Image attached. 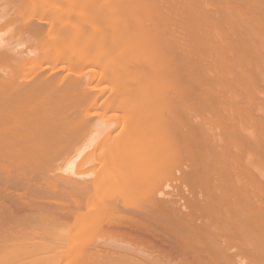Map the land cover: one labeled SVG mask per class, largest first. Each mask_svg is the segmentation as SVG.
<instances>
[{"label": "bare ground", "instance_id": "obj_1", "mask_svg": "<svg viewBox=\"0 0 264 264\" xmlns=\"http://www.w3.org/2000/svg\"><path fill=\"white\" fill-rule=\"evenodd\" d=\"M3 1L5 2V0ZM80 1L82 5L84 4V8H82ZM89 1L6 0L2 4L3 6L0 4V264H16L19 261V264H61L65 258L74 254L80 256V258L77 256L80 259L77 264H264V182L260 181L259 178L257 180L256 175L249 173L250 170L247 171V167L253 166H248L250 162L258 161V159L261 161L262 157H259L264 155V116L262 115V118L261 113L258 115L259 117L257 114L252 116V113L256 111L253 108L256 107V104L260 105L262 102L255 100L254 103L252 100L255 98L249 99L250 96H248L257 93L256 87L264 90V86L261 85L264 77L260 81L256 78L264 74L261 73L264 69L259 67L261 63L256 67L257 62H260L259 58L263 59L264 51H261L262 53L258 52L256 49V47L259 48L257 44L254 43L255 47L252 42L250 43V40L254 42L260 38L259 36L264 39V35L259 34L258 36V31H263L258 28L262 23L258 20L259 25H256L258 23L255 20L250 23L251 20L249 21L250 17L248 15L245 16L246 18L239 20L238 17L244 16L246 11H237L236 9H239L238 5H235L234 9L232 5L227 6L229 3L227 4L224 0L227 9L222 12L225 14L230 11V13L234 12V15L232 14L234 20H232V17L229 18L230 15L224 14L222 18L213 16L215 18L213 21L218 22L217 19L221 18L223 20L227 17V20L223 21L224 24L228 23L227 26L229 25L231 28L228 27L231 33L226 37L223 30L224 36L215 34L219 36L220 40L226 38L230 41L233 40V43L218 46L220 43L218 40L219 43L213 41V38L210 39L212 37L211 33H207L208 36H211L210 38L207 39L206 37V32H211V28L210 31L208 29V31L203 32L202 26L199 27L201 24H198L197 20L194 22L197 16L204 15L208 17L213 12V7L210 10L199 6L202 5L200 0H191V3H189V0V4H187L190 5L193 2L196 7L202 9L196 8L193 4L191 5V7H195L192 9L195 11L194 13L199 12L200 14L190 13L191 10H189V18H193L194 23L190 20L191 25L189 19H186L189 23L188 26L193 27L191 29L190 26V33L188 31L191 39L185 36L186 32H183L185 33L184 36L181 35L184 41L185 37L190 41L198 39V37L201 39L200 34L205 33L206 35L204 34L205 36L203 35L201 40L204 42L208 40V43L211 40V42H215L209 43L212 49H210L211 46L205 44L209 50H214L215 53L220 52L221 55L224 53L225 56H222L226 59L232 56V63L227 61L226 66H229L230 74L231 69L234 68L231 76L235 75L233 78H236L237 75L235 86H242L244 90L241 94L242 90L237 91L236 87V93L235 90L233 93L237 94L239 92L241 96H247L248 98H246L250 102L244 101L245 97L242 100V97L237 94L236 96L241 97V100L246 103L242 102V104L239 101L240 98L235 100L232 98L233 95L228 96L223 93L226 100L230 97L231 100L220 101V103H228L230 100L228 104L224 103L227 108L229 106V111L222 109V112H220V109L218 110L216 107L220 104L221 93H226V90L230 91L234 86V79H232L233 82H230L231 76H229L231 78L223 79L226 73L222 74V70L225 68L221 70V67H225L223 65L225 62L221 59L222 56L219 54L220 60L217 61H220L218 63L219 67L216 63V66L214 65L215 56H217L215 54L213 57L215 61L210 56L212 58L211 62L214 61L211 63L212 65L205 63L209 58L204 56L208 55V52H206L208 50L201 44L203 48L201 47L198 51L206 50L202 52L203 58L201 59H207L205 62L202 61L205 64L198 62L201 60L192 58L190 54L195 55V49L191 52L188 51L189 55L187 52V54L184 53L186 57H181L182 59L173 56L169 52L173 51L172 53L177 54V45L180 47L178 40L181 41L179 34L182 32L177 30L179 31L177 34L179 36L176 35L178 39L175 37L176 32L174 31L176 30L172 31V29L177 28L178 23L176 21L178 19L184 22L183 19L187 18L185 17L188 16L187 7L184 9L185 11L183 10L185 13L182 11L184 14L179 15L178 10L176 11L177 14L174 12L177 17H183L181 19L175 18V15L171 14L173 10L169 5L168 12L166 10L168 7L164 6V9L160 3L154 6L151 5L153 9L158 10L157 12L156 10L151 12L150 5V9L146 5L142 7L145 3V0L144 2L142 0L143 4L139 5L138 3L139 6L142 5L140 9L135 10L134 15L130 13L133 16L130 17L129 15L128 17L125 8L126 12L116 10L117 13H120L118 15L116 12L114 14L110 11V8L115 6L113 4L111 5L113 7L108 6L113 0L106 1L108 5L105 1L100 2L102 0H94L95 3L92 2L93 0ZM117 1L121 4L123 1L130 2L128 0ZM164 1L166 2V0ZM178 1L176 0V2ZM215 1L216 4L223 3L221 7L224 6V1H221V3L219 0ZM246 1L241 0V3L245 5ZM253 1L257 4L253 5ZM253 1H249L250 3L247 1V3L249 6L252 3L249 8L254 11V15L256 12L259 13L258 16L256 15L258 18L262 12V10L257 11V6L260 5L261 0ZM88 2L92 3V6L89 4L88 7ZM132 2L135 6L136 2L134 3L133 0ZM154 2L156 1L154 0L152 3ZM207 2L214 3V0H211V2L208 0ZM243 4L241 7H248L247 4L246 6ZM101 5H104L102 9ZM210 5L214 6L215 4ZM231 6L233 8L229 9ZM260 6H262L260 8L264 7L263 5ZM23 7H26V9ZM104 7L106 8L103 9ZM220 9L215 8V10H218L216 12L219 16H223L220 14ZM131 10L128 11V14ZM164 10H166V13H164ZM205 10H208V12H205ZM235 11L239 15L236 16L237 18L235 17ZM167 13L171 14L168 18L171 17L170 19L174 21L172 20L173 23L169 26L170 20L167 19L169 24L165 22L166 25L170 28L174 25L175 28H167L163 23L162 28L164 30H162L163 33L165 32L164 34H162L160 28L158 29L160 31L155 28V33L152 32L153 27H151L152 30H147L149 26L145 27V30L144 26L148 25L145 22L148 23L149 21V24L150 22L152 24L156 22L155 20H159L157 19L158 16L165 18ZM152 14L157 17L153 18ZM254 15L252 13L253 17ZM210 16L212 17V15ZM228 19L231 22H228ZM247 19L248 21H246ZM221 21L215 23V26L219 25ZM241 21L245 23L248 31L254 30V33L249 32L248 35V32L244 31L243 28V31H240L242 29L236 30V28L243 27ZM260 21L264 24V18ZM142 23L145 25H141ZM254 23L257 27L252 26ZM183 24L185 23L180 25ZM224 24H220L219 27L217 25L215 27H218L217 29L213 27L212 31L217 32L218 29L224 28L226 24L221 27ZM188 26L187 30H189ZM196 26L197 29L199 28L202 31H200L201 33L196 32L198 31L195 29ZM234 26L235 28L232 29ZM130 27L131 29H129ZM135 27H138V30H135V34L132 33V35L136 36L130 35L128 37L129 39L135 37L134 39L138 40L132 43L133 41L130 42L132 39H127L125 33ZM140 27H143L144 30L139 29ZM192 30L194 31L192 32ZM136 32L144 37H147L146 32L148 35L152 32L155 36L152 38L151 33L152 36L149 35L150 39H148L149 37L144 39L138 34V38ZM195 32L197 36L194 34ZM233 32L236 39L233 38L234 36H232L233 39L231 38ZM166 33L167 39L165 40L164 37L166 36L164 35ZM169 33L172 36L174 35L173 38L171 36L174 40H171L173 45L169 44ZM192 34L194 35L192 36ZM255 35L258 36L257 39H255ZM244 36L247 37V42L254 47L252 48L248 43L249 49L252 48L254 51L256 49V53L251 50L255 53H252L253 57L257 53H261L263 57L258 58L257 55V60H255L251 53L248 54L251 51L241 44L245 43V47L248 46L246 41L242 40L245 38ZM252 37L254 38L252 39ZM204 38L206 39L204 40ZM163 39L166 42L163 41V43L161 41ZM184 41L180 44H191L190 46H193V42L187 43ZM108 43H110L109 46L116 44L117 48L114 46L116 49L110 50L112 47L108 48ZM217 43L218 45L215 46ZM174 44H176V49ZM259 44L261 46V43ZM195 45L197 44L195 43ZM262 46L261 49H263ZM134 51H137L136 55H134ZM230 51L232 53L226 54ZM128 53L129 55H127ZM138 53H140L139 59L137 58ZM130 54H132V58L126 57L125 59V56H130ZM187 55L193 60L191 61ZM211 55H213V51ZM243 55L250 60L248 65L245 61L247 58ZM134 58H137L136 61L130 62L129 59L134 60ZM243 58L245 62L242 61ZM241 61L243 64H241ZM208 62H210V58ZM199 63L203 65L199 66ZM97 64L98 70L92 69L89 71L88 69L89 72L82 70V68H87L84 67L86 65L96 66ZM185 64H192V67L185 69L182 67ZM213 65L217 67V71L213 70L214 68L211 70L209 67ZM253 65L255 70L258 69L257 72L251 71ZM262 65L264 64L260 66ZM243 66L246 67L245 70L242 68ZM180 67L184 69V73L189 70L188 74H181L183 69ZM193 67L197 70L195 69V71ZM230 67L232 68L229 69ZM240 67L245 74L250 71L247 72L249 76L245 80L246 83L244 79L242 80L244 86L242 81L238 80L239 73L236 74L240 72ZM235 68L239 69L236 70ZM190 70H193V72H190ZM212 71H215V73ZM234 72L236 73L234 74ZM253 73L255 74L253 75ZM245 74L242 75V72H240L242 77L239 78H243ZM225 77L227 76L225 75ZM151 78H155V81ZM156 78L159 80L157 81L158 84H152L153 87L151 88L148 83L153 80L152 83L156 84ZM214 78H218L220 87L218 85L217 88L218 90L221 89L218 93L216 92L217 94H214L217 97L218 94L221 95H219L221 98H215L218 102L215 100L211 102L214 99L212 97H216L212 96L216 87L207 85L213 83L211 81ZM209 79L210 83L207 82ZM225 80H228L230 84ZM222 81H225V83ZM237 81L242 84H236L239 83ZM106 82L109 83L108 86ZM202 82L208 88L206 86V89H204L205 85L202 87L204 90L200 88ZM142 83L146 85H142ZM262 84L264 85V83ZM140 85H142L141 89L137 87ZM227 85H229V88L226 87V90L222 91L221 87ZM146 86L147 88H145ZM135 87L139 89L137 90ZM212 87H215L214 91H212ZM132 88H135L136 91L134 90V92ZM144 88L147 90L144 91ZM198 89L201 92H197ZM207 89L210 90L204 93ZM187 92H190L188 94L190 98ZM180 93L181 95L185 93L187 99L183 98L184 95H179ZM196 93H199L198 95L201 97L206 95L204 98L207 97L210 104L199 96H197L198 99L200 98L198 102L197 97L194 98ZM225 95H227V98ZM234 98L236 97L234 96ZM173 99L176 103L180 100L182 104L180 101H178L179 104H176ZM191 99L192 101L194 99V101L189 106L190 103L188 102ZM201 100H203L202 102L206 101L208 104L200 103ZM233 100L236 103L239 101V106L235 103L231 104ZM262 101L264 102V99ZM214 102L216 103L214 108L217 111H213L214 108L212 109L214 105L212 106L211 103ZM183 103L188 107H184ZM240 103L245 106L246 110L247 107H253V104H255L253 108L247 110L250 111V118H245L246 110L244 111ZM205 106L211 107V112L220 113L217 115L223 116L221 120L217 118V115L214 116L215 118L210 117V119H207V121H210L209 124L213 123L212 127L214 125L213 129L209 125L211 127L209 129L214 130L215 127L220 129V126H227L230 122L233 125V121L237 122L241 118V121L239 120L240 124L244 123L243 125L247 129V125L251 122L253 125H248V128L253 126V130L249 128L250 130L248 129L246 132L239 131L238 134H235L230 133L233 130L229 131L228 127H224V129L221 127L219 131L223 132L226 129L230 134H226L225 131L222 134L225 139L216 138V135H218L217 130H214L215 135L211 134L213 131L208 132V126H202L203 123H199L200 120L206 119H200L202 113H209L210 109L208 110V108L205 109L208 112L202 110ZM238 107L242 113L238 111ZM186 108L185 112L184 109ZM232 108L235 109V112ZM98 109L101 111L99 114L109 109L130 114L131 118L127 119L128 122L124 121L126 123L124 128L129 132V138L127 137L128 139L124 141H121L119 137V140H113L110 139L112 133L104 134L102 142V139L99 138L102 136L103 124L98 122H96L97 125L96 123L92 124L93 120L90 118L92 114L98 115ZM200 111L204 112L199 113ZM181 112L187 113L186 117L181 114L182 118H180L179 114ZM174 113H177L180 119ZM189 113L191 117H187ZM192 113L197 115V118L199 117L197 119L199 121L194 119ZM222 113L223 115H221ZM232 113L235 115L234 117ZM239 115H243L247 121L249 119L251 121H248L249 123L243 122L245 119H242ZM236 116L237 120L235 119ZM216 119H219V122L224 119L223 124L228 123L227 121L230 122L226 125L220 122L221 125L219 122H215ZM188 120L193 121L192 126L196 125L194 123H199L206 130L200 129L199 125H196L193 129ZM207 121L204 122L207 123ZM177 122L179 125L176 124ZM90 124L98 126L93 127L95 129L94 134H82V130L90 127ZM172 126L175 129L172 130ZM184 127H189V130L187 128L185 130ZM244 127L242 130H244ZM235 128L234 131H236ZM254 128L259 131V134H256ZM111 130L113 128L110 129V132ZM197 130L199 131L196 132ZM201 130H203V134L200 133ZM206 131L207 134H204ZM175 132L177 133L174 134ZM224 134L227 136H224ZM243 135L245 136L243 137ZM140 136L145 137L144 142H146L147 148L143 149V152L132 151V147L129 146ZM98 144L104 146L106 152L104 151L103 155L96 157L95 161L97 162L91 168L84 169L85 165H89L87 160L89 159L90 162L91 156L94 155L92 153L98 147ZM95 151L97 152V150ZM252 156L256 157V160ZM92 158L95 159L94 156ZM173 160L175 162L177 160L181 161V164L177 163L179 165L177 166V164H173ZM93 162L91 161V163ZM184 163H189L190 167L187 168L188 165L186 166ZM183 164L186 168H183ZM222 167H224V170ZM217 168L223 172L219 171L220 173H218ZM245 174L249 177H245ZM160 181L163 183L174 181V184L170 182L171 184L165 183L162 186L161 183L160 188L157 185ZM73 230L74 232L77 230L78 234L75 232L76 235H74ZM91 234L97 235L98 240L96 238V241L93 239V242H86L87 239L83 240V235L91 236ZM53 249L56 250L57 254L55 252L53 256L48 255V253L54 251ZM33 250H37V252L33 253ZM69 264L74 263L69 262Z\"/></svg>", "mask_w": 264, "mask_h": 264}, {"label": "rangeland", "instance_id": "obj_2", "mask_svg": "<svg viewBox=\"0 0 264 264\" xmlns=\"http://www.w3.org/2000/svg\"><path fill=\"white\" fill-rule=\"evenodd\" d=\"M2 1H3V0L0 1V2H1V3H0L1 5L4 4V3L6 2V0H5V2H4V1L2 2ZM83 1H86V0H83ZM87 1H88V0H87ZM90 1H91V0H90ZM90 1H89V2H90ZM104 1L106 2V1H109V0H102V1H100V2H104ZM115 1H116V2H115ZM128 1H130V2H125V1H123V3H122L123 5L121 4V2L119 3L117 0H113V1H111L112 3L109 1V2H110V5H108L107 2H106V4H107L108 6H111L112 4H113V6H114V5H115V6L118 5V6H116V8H115V6H114V7L111 6V7H113V8H110V11H112L114 14H115L116 10H118V11L121 10V11H122V10H124V8H125V10H126L127 12H126L125 10H124V12L127 13L128 17H129V15H130V17H131V16L134 15L133 13L135 12V10H139V9H140V7H141L142 5H141V6H139V5H140V4H143L144 0H143V2H142V0H136V1L133 0L134 3L136 2V5H135V6H134L132 0H128ZM147 1H149V0H147ZM147 1L145 0V3H146V4L144 3V4H143L144 6H142V7H145V5H146V7H148V8L150 9V6H151V5L154 6L155 4L160 3V5H163L162 8L165 9L164 6L168 7V9L166 8L167 12H168L169 9L171 8V10H173V13H171V14H174V15H175V13L177 14V12H176L177 10L179 11V15H180V14L182 13V11L185 9V7L188 8V10H186V11H188L187 14L189 13V10H191L190 13H192V12L194 13L195 11L192 10V9H194V8L196 7V6H195V3L193 4V2H192V4H193L195 7H191L192 4L187 5V4L191 3V0H190V2H189V0H179V1L177 0V1L180 2V3L176 2V0H175V2H174V0H171V1L166 0V2H165L164 0H159L160 2H159L158 0H155L156 2H154V3H152L154 0H151L152 2L149 1L150 3H149V2L147 3ZM157 1H158V2H157ZM167 1H168V3H167ZM172 1H173L174 3H173ZM182 1H184V2L181 3ZM192 1H194V0H192ZM198 1H199V0H198ZM201 1H202V3H201ZM203 1H204V2H203ZM207 1H208V0H200V3H201L202 5H199V6H202L203 8L206 7V9H210V8L212 9V7H213V9H212L213 12H211V14H210V15H212V17L214 16L215 18H218V17H221V18H222V17H224V14H225V13L222 12V11H224L225 9H227V6L232 5V6H234V9H235V5H238V6H239V9H236L237 11H238V10H241L242 12H243V11H244V12L246 11V12L248 13V14H247V13L245 12V13H244L245 15L243 16L242 13H240V11H239L240 15H242V16H241L240 18L238 17V19H239V20H242L243 18H246L247 15H248L250 18H253V19H250V18L248 17V18H249V21L251 20L250 23H253L254 20H255V22H257V20H258V21H259L260 23H262V24H260L259 22H257L258 24H256V25H259V24H260V27L258 26V28H259L260 30H263V31H264V29H263V28H264V27H263L264 24H263L262 21H260V20H262V19L264 18V16H263V15H264V12H263L264 7H263V8H260V7H262V6H260V5H263V6H264V2H263L264 0H261V1L259 0L260 3L258 2L260 5H258L259 8H258V6H257V11L259 12V10H260V11L262 10V12H261V14H260L262 17L259 15L258 18H257V16H258L259 13L256 12V14L254 15V11H252V9L249 8L250 6H252V3L250 4V6H249L248 3H250V2L253 1V0H247L248 3H247V1H246V4H247L248 7H243V6L241 7V5L244 3V1H243V3H241V0H225L227 4L229 3V5H227V6L225 5V1H224V0H219L220 3H221V1H222V2L224 1V6H226V7H224V6L221 7V6L223 5V3H221L222 5H221V4H216V3H215V2H216L215 0H214V3H208ZM249 1H250V2H249ZM89 2L87 3L88 7H89V4H90ZM92 2L95 3L94 0H93ZM113 2H114V3H113ZM141 2H142V3H141ZM162 2H164V3L167 4V5H165V4L162 3ZM171 2H172V3H171ZM188 2H189V3H188ZM209 2H211V0H209ZM212 2H213V1H212ZM217 2H218V1H217ZM253 2H254L253 5L257 4V3H255V1H253ZM256 2H257V0H256ZM262 2H263V4H262ZM80 3H81V1H80ZM83 3H84V2H83ZM118 3L120 4V6H119ZM127 3H128V5H127ZM130 3H131V4H130ZM138 3H139V5H138ZM151 3H152V4H151ZM240 3H241V5H239ZM78 4H79V3H78ZM91 4H92V3H91ZM91 4H90V5H91ZM104 4H105V3H104ZM180 4H181V5H180ZM198 4H199V3H198ZM210 4H212V5L215 4V5H214V6H211ZM246 4H245V5L243 4V5L246 6ZM79 5H80V4H79ZM81 5H82V3H81ZM85 5H86V3H85ZM137 5H138V6H137ZM147 5H148V6H147ZM149 5H150V6H149ZM160 5H159V6H160ZM168 5L170 6V8H169ZM182 5H184V6L182 7ZM2 6H3V5H2ZM28 6H29V5H28ZM28 6H26V7L28 8ZM82 6H83L82 8H84V4H83ZM91 6H92V5H91ZM103 6H104V5H103ZM103 6L101 5V9H102ZM105 6H106V5H105ZM124 6H125V7H124ZM126 6H127V7H126ZM128 6H131V7H128ZM152 6H151V9H150V11L152 10L151 12H153V10H154V11L156 10V9H153ZM188 6H190V7H188ZM216 6H219V7H216ZM232 6L229 7V9H230V8H233ZM238 6H236V8H238ZM26 7H23V8L26 9ZM80 7H81V6H80ZM118 7H121V8H123V9H120V8H118ZM207 7H208V8H207ZM214 7H215L216 9H217V8H218V9L221 8V9H220L221 12H220V10H219V12H220V14L223 15V16H219V14L217 13L218 10H215ZM30 8H31V7H30ZM30 8H29V10H30ZM78 8H79V6H78ZM105 8H106V7H104L103 9H105ZM129 8H131V9L134 8V9L131 10V9H129ZM187 8H186V9H187ZM189 8H190V9H189ZM196 8H201V7H196ZM80 9H81V8H80ZM86 9H87V8H86ZM111 9H115V10H111ZM127 9L131 10V11L129 12V14H128V11H129V10H127ZM201 9H202V8H201ZM211 9H210V10H211ZM250 9H251V10H250ZM162 10H163V9H162ZM166 10H164L165 12H164V11H163V12L166 13ZM171 10H170V11H171ZM174 10H175V11H174ZM196 10H199V9H196ZM203 10H204V9H203ZM203 10H202V12H203ZM232 10H233V9H232ZM118 11H117V12H118ZM132 11H133V12H132ZM157 11H158V10H156V12H157ZM184 11H185V10H184ZM184 11H183V12H184ZM216 11H217V12H216ZM249 11H250V12H249ZM117 12H116V13H117ZM156 12H154V13L156 14ZM174 12H175V13H174ZM196 12H197V11H196ZM205 12H208V10H205ZM227 12H228V11H227ZM230 12H231V11H230ZM230 12H228V13L225 14V15H230L229 18L231 19V17H232V20H234V19H233V16H232V14H233L234 12H232V13H230ZM251 12L253 13L255 19H254V17L252 16V13H251ZM126 13H125V14H126ZM130 13H132L133 15H131ZM158 13H159V12H158ZM161 13H162V12H161ZM184 13H185V12H184ZM184 13H182V14H184ZM197 13H199V12H197ZM197 13H194V14H197ZM250 13H251V16H250ZM262 13H263V14H262ZM118 14H120V13H117V15H118ZM150 14H151V13H150ZM171 14H170V13H169V14H168V13L165 14V15H166L165 18H161L160 16H158V17L156 16L157 19H159V20H155L156 22H153L152 24H151V22H150V24H149V21H148V23L145 22V24H148L147 26H146L144 23H142L141 25H145L144 28H145V27L147 28V27L149 26V28H147V30H149V29H151V27H153V28H152L153 30L151 29L152 32L154 31L155 28H157V30H158L159 28H160V30H162V29H163V28H162V27H163V23L168 22L167 24H169V21H168L167 19L170 20V24H169V26L172 25V23H173L172 20H173V19H170L171 17L168 18L169 15L171 16ZM194 14H193V15H194ZM199 14H200V13H199ZM201 14H202V13H201ZM204 14H205V13H204ZM153 15H154V14H152L151 16H152L153 18H156V17H154L155 15H154V16H153ZM185 15H186V14H185ZM190 15H191V14H190ZM210 15H209V16H210ZM233 15H234V14H233ZM256 15H257V16H256ZM181 16H182V15H181ZM183 16H184V15H183ZM194 16H195V15H194ZM194 16H193V17H194ZM209 16H208V17H207V16L205 17L204 15H202V16H200V17L197 16V19L194 17V18H195V21H194V22H196V20H197L198 24H199V23L201 24V25H199V27L202 26L201 28H202V31H203V32L208 31V29H209V31H210V28H211V32H206V34H207V33H208V34L211 33V34H212V35H211L212 37H211V36H208V34H207V36H206L207 39L211 37L210 39L213 38V39H212L213 41H215V42H218V41H219V42H220V43L218 42L219 45H218V43H217V44H215V46H216V45H218V46H222V44L225 45V44H227V43H233V40H232V39L236 37V36H234V32H233V34H231V38H232V36H234V37L231 39L232 41H230V39H229L230 36L227 37L229 40H227V39L225 38L226 36H228V35L231 33V30H230L231 28L229 27V25L227 26L228 23L226 22V23H225L226 26H225L224 21H223V20H227V19H226L227 17L223 18V20H222L221 18H219V19H217L218 22H214L213 20H214L215 18H214V17L212 18L211 16H210V17H209ZM236 16H239V15H238V12L235 11V17H236ZM245 16H246V17H245ZM159 17H160V18H159ZM176 17H177V16L175 15V18H176ZM185 17H187V18H184V19H183L184 22L181 20L182 23H185V24H183L184 27H183V25H180V24H182L181 21H180V19H178V20L176 21V22L178 23V24H177L178 26H176V27H177V28H180V29H177V28L173 27L174 25L172 26L173 28H175V29H172V31H173V30H176V31H174V32H176L175 37H177V36H179V35L181 36L182 34H183L182 36H184L185 33H183V32H186L185 36L188 37V38H190L189 33L191 32V29H192V27H193V26H191V25H192V24H191V21H192V23H194V22H193L192 15H191V18H192V19L189 18V14H188V16H185ZM198 17H199V18H198ZM235 17H234V18H235ZM173 18H174V16H173ZM177 18H181V17L178 16ZM182 18H183V17H182ZM182 18H181V19H182ZM202 18H203V19H202ZM204 18H205V19H204ZM206 18H207V19H206ZM236 18H237V17H236ZM160 19H161V20H160ZM186 19H189L188 21H189V23L191 24V25H190V26H191V29H190V26H188L189 23H188V21H187ZM208 19L211 20V21H209ZM162 20H164V21H162ZM190 20H191V21H190ZM217 20H216V21H217ZM221 20H222L223 22H222ZM252 20H253V22H252ZM157 21H158V22H157ZM173 21H174V20H173ZM178 21H180V22H178ZM185 21H186L187 23H186ZM200 21H202V22H200ZM219 21H221V22L224 24V25L221 26V27H224V26H225V27H224V28H220L221 30L218 29L217 32H215L214 30L212 31V28H213V27L215 28V27L218 25V24H217V25L215 26V23H219ZM246 21H248V19H247ZM161 22H162V23H161ZM221 22H220V24H222ZM228 22H231V21L228 19ZM241 22H242V21H241ZM155 23H156V24H155ZM158 23H160V24L157 26ZM153 24H154V26H153ZM161 24H162V25H161ZM174 24H175V23H174ZM198 24H197V26H198ZM220 24H219V25H220ZM229 24H230V23H229ZM160 25H161V26H160ZM219 25H218V27H219ZM230 25H231V24H230ZM242 25H243V27L241 26V27H239V28H236V30H237V29H242V28H243L244 31L248 32V33H247L248 35H249V32L252 33V32L254 31L252 28H251V29H252L253 31H248V29H246L245 23H243V22H242ZM256 25H255V23L252 24V26H256ZM261 25H263V26H261ZM165 26H166L167 28L169 27V26L166 25V23H165ZM165 26H164V28H165ZM179 26H180V27H179ZM187 26H188V29H189V30H187ZM197 26H196L195 29H197ZM232 26H233V25H232ZM172 27H171V28H172ZM182 27H183V29H182ZM207 27H208V28H207ZM218 27H217V28H218ZM228 27H229L230 29H228ZM236 27H237V26H236ZM256 27H257V26H256ZM262 27H263V28H262ZM135 28H136V27H135ZM135 28H133L132 30H130V31H128V32L126 31V33H125L126 35H125V36H127V39H129L128 36H130V35H131V36H136V35H132V33L135 34V30H138V29H137L138 27H137L136 29H135ZM144 28H143V27H140L139 29H143V30H144ZM146 28H145V30H146ZM169 28H170V27H169ZM171 28H170V29H171ZM185 28H186V29H185ZM201 28H200V29H201ZM217 28H215V29H217ZM225 28H226V30H225ZM234 28H235V26H234L232 29H234ZM247 28H248V27H247ZM261 28H262V29H261ZM129 29H131V27H130ZM193 29H194V28H193ZM227 29H228V30H227ZM243 29L240 30V31H243ZM254 29H255V28H254ZM160 30H158V31H160ZM163 30H164V29H163ZM163 30H162V34L165 33V32L163 33ZM177 30H180L182 33L179 34V35H177V34L179 33V31H177ZM183 30H184V31H183ZM197 30H198V31H196L197 33H201V32H202L201 30H199V28H198ZM222 30H223V32L226 34L225 37H224V38L226 39V41H224L225 39H223L222 37H221V38H222L221 40L218 38L220 35H223V36H224ZM224 30H225V31H224ZM229 30H230V31H229ZM249 30H250V29H249ZM132 31H134V32H132ZM165 31H166V30H165ZM188 31H189V33H188ZM193 31H194V30H192V32H193ZM200 31H201V32H200ZM227 31H228V32H227ZM234 31H235V30H234ZM257 31H258V29H257ZM257 31H255V32L257 33ZM263 31H262V32L258 31V36H259V34H261V35L263 36V35H264V34H263V33H264ZM130 32H131V34H130ZM140 32H141V31H140ZM152 32H151V33H152ZM196 32H195L194 34L197 36V33H196ZM221 32H222V33H221ZM226 32H227V33H226ZM246 32H245V33H246ZM151 33H149V35H150ZM154 33H155V31H154ZM154 33H152L153 36L150 35V36H152V38L155 36ZM167 33H168V32H167ZM167 33H166L164 36H166ZM172 33H173V32H172ZM215 33H217L219 36H218L217 34H215ZM240 33H241V32H240ZM245 33H243V34H245ZM253 33H254V32H253ZM127 34H128V35H127ZM136 34L138 35L139 33L136 32ZM194 34H192V36H193ZM202 34H203V33H202ZM204 34H205V33H204ZM204 34H203V35H204ZM206 34H205V35H206ZM139 35H140V34H139ZM139 35L137 36L138 38H139ZM143 35H145V34H143ZM149 35H148L147 32H146V36H147V37H144V36H141V35H140V36H141L142 38H144V39H145V38H148V37H149L148 39H150V36H149ZM176 35H177V36H176ZM198 35H199V34H198ZM203 35L200 34L201 39H203V38H202ZM205 35H204V36H205ZM235 35H236V34H235ZM251 35H252V34H251ZM161 36H163V35H161ZM168 36L170 37V39H169L170 42H169L168 40H167V41L169 42V44H171V40L174 41V40L172 39V38L174 37V35L172 36V34L169 33ZM171 36H172V38H171ZM182 36H181V38H180L181 41L178 40V39H179L178 37H177L178 39L176 38V39L178 40V42H180V43H182V42L184 41V39H183ZM192 36H191V37H192ZM215 36H216V37H215ZM241 36H242V33H241ZM241 36H240V37H241ZM258 36L256 37V35H255V39H257ZM186 37H185V41H184V42H187V43H188V42H191V43L193 42L192 45H193L194 47H193V46H190L191 44H190V45H189V44H188V45H184V43H183V45H181L180 43L176 42V43H178L179 46H180V47H178V45H177V49H176V44H174V45H175V49L177 50V54L172 53L173 51H169V49H168V51H169L173 56L178 57V58H181V57H186V55H185L184 53L187 52L188 55H189V52H188V51L191 52V50L195 49V50H196V54H195V55L190 54V55H192V58H193V59L201 60V59L203 58V56H202V52H205L206 50H205V49H203V50H201V51H198V50L202 47L201 45H203L204 48H207V46L210 47L211 45H210L209 43H210L212 40L209 41V43H208V40H205L206 38H204V40L206 41V42H204L203 40L200 39V37H198V39H197L196 37H194V38H196V39H193V40L190 41L188 38L186 39ZM244 37L247 39L246 36H244ZM259 37H260V38L256 40L257 43H256V41H254V42H253V40L251 41L249 37H248V38H249V40H250V43L252 42L253 46H254L255 44H257V46H258L259 48H257L256 45H255V47H256V49L258 50V52H261V51L263 52V51H264V39H261V36H259ZM134 38H135V37H134ZM134 38H133V37L130 38V39H132L130 42L133 41L132 43H134L136 40H138V39H134ZM152 38H151V39H152ZM162 38H163V37H162ZM192 38H193V37H192ZM216 38H217V39H216ZM237 38H238V37H237ZM245 38H243L242 40H243V41H246V43H247V45H248V43H249V42H247L248 39L246 40ZM253 38H254V37H252V39H253ZM130 39H129V40H130ZM164 39L166 40V39H167V36L164 37ZM164 39L161 40V41H162V42L165 41ZM174 39H175V38H174ZM190 39H191V38H190ZM210 39H209V40H210ZM235 39H236V38H235ZM235 39H234V41H235ZM238 39H239V38H238ZM182 40H183V41H182ZM186 40H187V41H186ZM188 40H189V41H188ZM217 40H218V41H217ZM258 40H260V42H258ZM199 41H200V42H199ZM239 41H240V40H239ZM243 41H241V42H243ZM261 41H263V42H261ZM165 42H166V41H165ZM215 42H211V44H212V43H215ZM235 42H236V41H235ZM237 42H238V40H237ZM113 43H114V42H113ZM163 43H164V42H163ZM173 43H174V42H173ZM187 43H186V44H187ZM195 43H196L197 45H195ZM198 43H199V44H198ZM250 43H249V45H250L252 48H254ZM254 43H255V44H254ZM258 43H261V46L263 45V46H262L263 49H261V46H260V44L258 45ZM109 44H110V43H108V46H109ZM200 44H201V45H200ZM205 44H206L207 46H206ZM208 44H209V45H208ZM241 44L243 45L244 48H248V49H249V45L245 47V43H241ZM112 45H113V44H111V46L108 47V48H111V47H112V49H110V50H114V49L117 48V47H116V44L113 45V46H112ZM164 45H165V44H164ZM166 45H167V44H166ZM171 45H173V44H171ZM171 45H169V46H171ZM114 46H115L116 48H114ZM118 46H119V45H118ZM169 46H168V47H169ZM197 46H198V47H197ZM205 46H206V47H205ZM186 47H189V48L187 49ZM203 47H202V48H203ZM243 47H242V48H243ZM108 48H107V49H108ZM178 48H179V49H178ZM180 48H182V50H180ZM218 48H219V47H218ZM220 48H221V47H220ZM222 48H223V47H222ZM252 48H251V50L254 51V49H252ZM103 49H104V48H103ZM118 49H119V48H118ZM172 49H173V48H172ZM175 49H174V51H176ZM210 49H212V46L210 47ZM214 49L216 50L215 47H214ZM256 49H255V51H256ZM259 49H261V50H259ZM108 50H109V49H108ZM183 50H184V51H183ZM207 50H208V51H206V52H208V55H204V56H208V57L210 58V62L207 63V61H209V58H208V57H207L208 60H207V59H204V60H201V61H198V62L201 63L202 61L205 62V61L207 60L205 63L210 65V64L213 63V62L215 61V59H216V61L214 62V65H215V63H216V64L219 66L218 63H219L220 61L217 62L218 60H220V59H219V54H220V56H222V55H224V53H222V55H221L220 52H216V53H215L214 50H209L208 48H207ZM234 50H235V49H234ZM249 50H250V49H249ZM251 50H250V51H251ZM178 51H179V52H178ZM197 51H198V52H197ZM209 51H210L211 54H212V51H213V55H211V54L209 53ZM216 51H218V50H216ZM247 51H248V50H247ZM255 51H254V52H255ZM130 52H131V51H130ZM134 52H135V54H134V53H133V54L136 55V52H137V51H134ZM221 52H222V50H221ZM262 52H261V53H262ZM187 53H186V54H187ZM192 53H193V52H192ZM194 53H195V52H194ZM197 53H198V54H197ZM217 53H218V54H217ZM227 53H228V55H229V53H232V52H231V51H230V52H226V54H227ZM249 53H251V56L253 57V54H255L256 52L253 53V52L251 51V52H248V54H249ZM252 53H253V54H252ZM261 53H260V54L257 53L258 58H259L260 56H262ZM139 54H140V53L137 54V55H138L137 58H138V57L140 58V55H139ZM205 54H206V53H205ZM214 54L217 55V56H215ZM127 55H129V53H128ZM131 55H132V54H130V56H125V59H126V57L132 58ZM188 55H187V56H188ZM257 55H256V56H257ZM210 56H211L212 58H213L214 56L216 57L215 59L213 58V59H214L213 62H211V61H212V60H211L212 58H211ZM224 56H225V55H224ZM224 56H222L223 58L221 57V59H223V62H225V63L223 64V65H225V67H224V66L221 67V70H222V68H225V69L227 68L226 70H228V67H229V66H226V62H227V61H230V62L232 63V56H231V57L229 56V58L227 57V59L224 58ZM243 56H244V55H243ZM256 56L253 57V59L255 58V60H257V59H256V58H257ZM263 56H264V52H263ZM263 56H262V57H263ZM217 57H218V59H217ZM244 57H245V56H244ZM252 57H251V58H252ZM137 58H134V60H132V59H129V60H130V62H133V61H136L135 59H137ZM139 58H138V59H139ZM188 58H190V56H188ZM230 58H231V59H230ZM240 58H241V57H240ZM245 58H247V60H245V61L247 62V64H246V63H244V64L248 65V63L250 62V60H248V57H247V56H246ZM127 59H128V58H127ZM181 59H182V58H181ZM193 59L190 58L191 61H192ZM224 59H225V60H224ZM241 59H242V58H241ZM261 59H262V58H261ZM261 59L259 58L260 62L255 61V62H257V66H256L254 63H253V64H254L256 67H258V64H260V63H261V64H264V62H263L264 57H263L262 61H261ZM129 60H126V61H129ZM131 60H132V61H131ZM251 60H252V59H251ZM242 61H244V58H243ZM242 61H241V64H243ZM245 61H244V62H245ZM248 61H249V62H248ZM195 62L198 63L197 61H195ZM195 62H194V63H195ZM223 62H221V63H223ZM233 62H234V60H233ZM235 62H237V61H235ZM252 62H253V60H252ZM200 63H199V64H200ZM202 63H203V62H202ZM205 63H203V64H205ZM203 64H200L199 66H201V65H203ZM234 64H236V63H234ZM234 64H233V65H234ZM261 64H260V65H261ZM196 65H198V64H196ZM196 65H194V66L196 67ZM211 65H212V64H211ZM214 65H213L212 67H211V66H209V67L211 68V70H212V68H214L213 70L217 71V67H215L216 65H215V66H214ZM221 65H222V64H221ZM227 65H228V64H227ZM230 65H232V64H230ZM233 65H232V66H233ZM254 65L252 66L253 68L251 69V71L254 70L255 72H257L256 70H258V69L255 70V69H254V67H255ZM260 65H259V67H261L262 69H264V68H263L264 65H262V66H260ZM91 66H92V67H91ZM91 66H90V65H88V66L86 65V66H84V67H87V68H84V69L82 68V70H83L84 72H87L88 69H89V71L92 70V69H93V70H94V69H97V70H98V68H97V67H98V64H97L96 66H95V65H91ZM244 66H245V65H244ZM244 66H243L242 68H244ZM182 67L185 68V69H186L187 67L191 68V67H192V64H190V65H189V64H188V65L185 64V65L182 66ZM182 67H180V68H182ZM195 67H193L194 70H195V69L197 70V68H195ZM197 67H198V66H197ZM219 67H220V66H219ZM219 67H218V68H219ZM234 67H235V66H234ZM90 68H91V69H90ZM183 68H182V69H183ZM189 68H188V69H189ZM215 68H216V69H215ZM231 68H232V67H230L229 69H231ZM242 68L240 67V70H239V71L242 72V75H243V73L245 74V72H243V71L245 70L246 67L244 68V70H243ZM247 68H249V66H247ZM225 69L222 70V74L224 75V74L226 73L225 75H226L227 77H225V75H224L223 79H224V78L226 79V78H231V77H232V78H231V81H230V79H229V81H230V82H233V81H234V86H235V82H236L237 75H236V78H233L235 75L231 76V74H233L232 71H234V68L231 69V74H230V70H228V71H229V74H228V71H226ZM235 69H236V68H235ZM238 69H239V68H238ZM238 69H236V70H238ZM241 69H242V71H241ZM249 69H250V68H249ZM262 69H260V70H262ZM196 70H195V71H196ZM211 70H210V71H211ZM218 70H219V69H218ZM224 70H225L226 72H225ZM236 70H235V71H236ZM247 70H248V69H247ZM89 71H88V72H89ZM179 71H180V70H179ZM182 71H183V72H182ZM182 71H181V74L184 73V69H183ZM185 71H186V70H185ZM215 71H212V72L215 73ZM187 72H189V70H187ZM187 72H185V73H187ZM190 72H193V70H190ZM207 72H209V70H207ZM212 72H210V73H212ZM240 72H237V73L234 72V74H235V73H236V74L239 73V75H238V80L242 81V80L244 79V82H245V80H247V79H248V76H249V75H247V72H250V71H247L246 74H245V75H247V76L245 77V75H244L243 78H241V79L239 78V77H242V76L240 75ZM252 72H253V71H252ZM185 73H184V75H185ZM261 73H264V70H263V72H261ZM187 74H188V73H187ZM248 74H249V73H248ZM254 74H255V73H253V75H254ZM258 74H259V73H258ZM258 74H257V75H258ZM190 75H191V74H190ZM253 75L251 74V76H253ZM259 75H260V74H259ZM229 76H231V77H229ZM254 77H255V76H254ZM263 77H264V74H263V75H260L259 77L257 76L256 78L259 79V81H260ZM151 79H154V81H155V78H151ZM164 79H165V78H164ZM214 79H217V80H214ZM214 79L211 81V82H213V83H210V79H209V81H207V82H209L210 84H207V83L205 82L206 80L203 81V82H205L208 86H212V85H213V86L216 87V90H215V87H214V88L212 87V89H213L212 91L215 90V93H213L212 96H216V95H214V94H217L218 91L221 90V89L218 90V88H217V86L219 85V83H218V81H219L218 78H214ZM221 79H222V78H221ZM223 79H222V80H223ZM232 79H234V80L232 81ZM148 80H149V79H148ZM165 80H166V79H165ZM152 81H153V80H152ZM152 81H151V83H150L149 81H148L149 83H148L147 81H145V82H147L149 85H151L150 87L152 88L153 85H157V84H158L157 81H159V80H157V78H156V82H157V83L155 82L156 84H154V82L152 83ZM225 81H226V80H225ZM225 81H222V82L225 83ZM253 81H254V80H253ZM257 81H258V80H257ZM165 82H166V81H165ZM203 82H202V85H201L200 88H202L203 85H205V86H204V89H206V86H207V85H206V84H203ZM226 82H228V80H227ZM230 82H228V83L230 84ZM237 82H239V81H237ZM244 82L242 81L243 86H244ZM143 83H144V82H143ZM143 83H142V85H146V84H143ZM220 83H221V81H220ZM242 83L239 82V83H236V84H239V85H240V84H242ZM245 83H246V82H245ZM259 83H260V82H259ZM259 83H257V84L260 85ZM262 83H264V79H263V82H261V85L264 86ZM106 84H107V86H108L109 83L106 82ZM106 84H105V85H106ZM134 84H135V83H134ZM134 84H133V86H135L137 83H136L135 85H134ZM148 84H147V85H148ZM152 84H153V85H152ZM137 85H138V84H137ZM142 85L137 86V87H139V88L141 87V88H142ZM149 85H148V86H149ZM224 85H226V84H224ZM133 86H132V87H133ZM208 86H207V88H208ZM228 86H229V85H227V86H225V87L222 86V87H221V88H222V91L226 90L225 88L228 87ZM230 86H232V85H230ZM234 86H233V89H231L232 87L230 88L232 91H231L230 89H229L230 91L226 90V93L221 91V92H222V93H221L222 96H221L220 94H218V97H219V95L222 97V98L219 97V98H221V99L219 100V103H220L221 100H223V101L226 100L225 97L223 96V93H224V94H227L228 96H229L230 94L233 95L232 98L235 99V100H237V99L240 98L239 101H241V103H242V102L245 103L244 101L248 102V99H247L248 97H247V96H241V95L239 94V92H237L238 96L240 95V96L242 97V100H243V97H245L244 101L241 100V97L238 98V96H236L237 94H235V93H236L235 88L237 87V85H236L235 87H234ZM262 86H261V87H262ZM137 87H135V88H137ZM154 87H155V86H154ZM198 87H199V86H198ZM218 87H220V85H219ZM135 88H132V90L134 91ZM139 88H137V90H138ZM141 88H140V89H141ZM145 88H147V86H146ZM145 88H144V91L147 90V89H145ZM209 88H210V87H209ZM228 88H229V87H228ZM242 88H243L242 86H238L236 89H237V91H241V90H242L241 94H243L244 90H243ZM263 88H264V87H263ZM202 89H203V88H202ZM202 89H201V90H202ZM204 89H203V90H204ZM210 89H211V88H210ZM210 89H207L206 92H204V93H207V91H209ZM256 89L258 90V91L256 90L257 93L253 90V92H255L256 94L251 92V93L254 94L255 96L253 95V96H254V97H253L252 95H248V96H250L249 99L255 98L254 100H252L254 103L256 102L255 100H260V101L263 103V105H264V102L262 101V100L264 99V90H262V88L260 89V87H259V88L256 87ZM259 89H260V91H259ZM198 90H199V89H198ZM198 90H197V92H201L200 90H199V91H198ZM234 90H235V91H234ZM135 91H136V90H135ZM135 91H134V92H135ZM233 91H234L235 93H233ZM216 92H217V93H216ZM230 92H231V93H230ZM189 93H190V92H187V95H188ZM204 93L202 92V94H204ZM219 93H220V92H219ZM232 93H233V94H232ZM261 93H262V94H261ZM184 94H185V93H183L182 95H184ZM198 94H199V93H198ZM198 94H197V93L194 94V98H196L197 96L201 97V96L198 95ZM244 94H245V93H244ZM247 94H250V93H247ZM107 95H108V93H107ZM176 95H178V94H176ZM179 95H181V93H180ZM182 95H181V96H182ZM187 95H184L183 98L185 97V98L187 99ZM207 95H208V94H207ZM227 95H225L226 98H227ZM260 95H262V96H260ZM189 96H190V95H188V97H189ZM205 96H206V95H205ZM205 96L203 95L201 98H204ZM210 96H211V95H210ZM212 96H211V97H212ZM234 96H235L236 98H234ZM256 96H258V97H260V98H258V97H256ZM175 97H176V98H179L178 96H175ZM192 97H193V96H192ZM192 97H191V98H192ZM218 97H217V96H216V97H212V98H214V99H213L211 102H213L214 100H215L216 102H218V100L215 99V98L218 99ZM223 97H224V99H223ZM246 97H247V98H246ZM176 98H175V99H176ZM183 98H182V99H183ZM189 98H190V97H189ZM208 98H209V96H208ZM212 98H211V99H212ZM261 98H263V99H261ZM175 99H173L174 102H175ZM196 99H197L198 102H199V99H200V98L198 99V97H197ZM211 99H210V100H211ZM228 99L231 100V97L228 98ZM228 99H227V100H228ZM176 100H177V99H176ZM204 100H206L207 102L209 101V100H207V97L204 98ZM227 100H226V101H227ZM230 100H229V101H230ZM235 100H233V102H231V104H232V103H235V104H237V105L239 106V101H238V103H236ZM178 101H180V100H178ZM178 101H177V103H178ZM186 101H187V100H186ZM189 101H190V102H188V103H190L189 106H191V103L193 104L194 99H193V101H192V99L189 100ZM202 101H203V100H201L200 103H206V101H205V102H202ZM229 101H228V103H229ZM252 101H251V102H252ZM183 102H184V101H183ZM196 102H197V101H196ZM253 102H252V103H253ZM257 102H258V101H257ZM175 103H176V102H175ZM177 103H176V104H177ZM180 103L182 104L181 101H180ZM184 103H185V102H184ZM184 103H183V106L185 105L184 107H186V106L188 107V105H186V104H184ZM194 103H195V102H194ZM208 103L210 104V102H208ZM208 103H206V104H208ZM219 103H217V104H219ZM221 103H222L223 105H220ZM221 103L219 104V106L217 105L216 108H217L218 110L220 109V112H222V111H221L222 109H223V110H224V109H227V110L229 111V109H228L229 106H228V108H227V105H224L225 102H224V103L221 102ZM228 103H225V104H228ZM241 103H240V104H241ZM243 103H242V104H243ZM248 103H250V102H248ZM259 103H260V102H259ZM262 103H260V105L258 104L259 106L256 104V107L258 106V109H257L256 107H254L255 104H253V107H254L255 109H254L253 107H250V108H253V110H256L254 113H252V114H253L252 116H254V114H257V116H258L260 113H261V114H260L261 116H262V115L264 116V114H263V113H264V106L262 105ZM178 104H179V103H178ZM206 104H205V105H206ZM214 104H216V103H215V102H214V103H211L212 106H213ZM235 104H234V105H235ZM242 104H241V106H243V108H244L245 106L242 105ZM245 104H246V103H245ZM211 105H210V106H211ZM234 105H232V106H234ZM247 105H248V104H247ZM202 106H203V105H202ZM235 106H236V105H235ZM235 106H234V108H235ZM241 106H240V109L242 108ZM249 106H250V105H249ZM214 107H215V105L212 107V109H213ZM230 107H231V106H230ZM206 108H208V110H209L211 107H209V106L206 107V106H205V108L203 107L202 110H203V109L205 110ZM234 108H232V110H233ZM248 108H249V107H247V110H248ZM250 108H249V109H250ZM260 108H261L263 111H262ZM189 109H190V108H189ZM200 109H201V108H200ZM200 109H199V110H200ZM212 109L209 110V113H208V114H206V112H205V114L202 113L200 119H201V118H202V119H205V118H206L205 120H202V121H201V120H200V121L197 120L199 117L197 118V117H196L197 115H195L194 113H192V115H194V119H195L196 121H199V123H201V124L203 123L202 126H203V125H204V126H205V125L208 126L207 129H208L209 131H208V130H207V131H208V132H212V131H213L211 134H214V135H215V133H214L215 131H214V130H217L216 132H217L218 135H216V138L219 137L220 139H221V138H222V139H225V137H224V138L222 137V136H223L222 134L225 133V131H226V134H227L230 130H233V131H230V133L232 132V133L238 134L239 131H245V132H246V130L248 131L249 128L253 130V128H252L253 126L248 128V125H249V126H250V125H253V124H251V122H250V123L248 122V121H251V120L249 119V120L247 121V120L245 119V118L248 119V118L251 117V116L249 115V112H250V111H247L246 108H244V111L246 110V111H245V115H244L245 118H244L243 115H242V116L239 115V116L242 117V119H245V120H243V122L246 121V122L249 123V124L247 125V129H246V127H244V125H243L244 123L242 124L243 126L240 124L239 120H240L241 118H239V120H238L237 122L233 121V125L231 124L230 121H227L228 123L230 122V124L226 123V124H228V125H227V126H224V127H225V128L228 127V130H229V131L226 130V129H225V131H223V132L219 131V130L221 129V127H223V126H220V129H217V127H215L216 129L211 130V129H213L214 125H213V127H212V124H213V123H212V124H209L208 122H210V121H207V119H210V117L213 118L214 116L216 117L217 114H220V113L215 114V112H211ZM237 109H238V111H240L239 107H238ZM109 110H110V111H109ZM109 110H107L108 112H107V111H106V112H103L104 114H103V113H102V114H99V113H101V111H100V109H98V110H97V111H98V112H97L98 115H96V114H92V116H90V118H92V120H93V121H92V124H93V123H96V122H98V123H102V124H103L102 126L104 127V129H103V132H101L102 136H101L99 139L101 140L102 138H104V137H103V136H105L104 134H111V133H112V134H111L110 139H113V140H114V139H115V140H119V139H121V141H124V140L128 139V138H129V135H128L129 132H127V131L125 130L126 128H124V126H125V124H126L125 122H128L129 118H131V117H130L131 115H130V114H126V112H121V111H119V110H115V109H109ZM180 110H181V109H180ZM180 110H178V111L180 112ZM184 110H185V112H186L187 108L184 109ZM197 110H198V109H197ZM208 110H205V111L208 112ZM232 110H231V111H232ZM241 110H242V109H241ZM259 110H260V112H259ZM92 111H93V110H92ZM94 111H96V110H94ZM189 111H190V110H189ZM191 111H192V110H191ZM191 111H190V112H191ZM213 111H217V110H215V108H214ZM224 111H225V110H224ZM231 111H230V112H231ZM179 112H178V113H179ZM183 112H184V111H183ZM183 112H181V113L179 114L181 117H180L179 115H177V113H174V115H176L177 118H179V117L182 118V115H181V114H184L183 117H184L185 115H187V113L185 114V113H183ZM201 112H204V111H200L199 113H201ZM210 112H211L212 114H211ZM232 112H233V111H232ZM234 112H235V109H234ZM246 112H247V113H246ZM94 113H95V112H94ZM199 113H198V115H199ZM236 113H237V110H236ZM240 113H242V111H240ZM105 114H106V115H105ZM120 114H121V115H120ZM224 114H225V113H224ZM234 114H235V113H234ZM243 114H244V113H243ZM101 115H102V116H101ZM189 115H190V113L188 114L187 117H191V116H189ZM221 115H223V113H222ZM232 115H233V113H232ZM232 115H231V116H232ZM98 116H100V117H98ZM120 116H121V117H120ZM124 116L126 117V120H125V117H124ZM176 116H175V117H176ZM234 116H235V115H233V117H234ZM263 116H262V118H263ZM185 117H186V116H185ZM192 117H193V116H192ZM195 117H196V118H195ZM215 117H214V118H215ZM222 117H223V116H222ZM222 117H220L219 115H217V118H219L220 120L222 119ZM233 117H232V118H233ZM258 117H259V116H258ZM122 118H124V119H122ZM180 118H179V119H180ZM127 119H128V120H127ZM189 119H190V118H189ZM219 119H216L217 121H215V122H219ZM235 119H236V120L238 119L237 116L235 117ZM117 120H118V121H117ZM192 120H193V119H192ZM231 120H233V119H231ZM124 121H125V122H124ZM196 121H194V122H196ZM204 121H207V123L204 122ZM211 121H212V120H211ZM224 121H225V120L223 119V121H222V122L220 121V122L223 124ZM240 121H241V120H240ZM103 122H104V123H103ZM106 122H107L108 125L106 124ZM122 122H123L124 124H123ZM188 122L191 123L190 125H191L192 128H193V127L195 128L196 125H199V126L201 127L200 129L203 128V127L201 126V124H199V123H198V124H197V123H194V124H196V125H195V126H194V125L192 126V122H193V121H191V120L189 121V120H188ZM220 122H219V123H220ZM189 123H188V124H189ZM221 123H220V124H221ZM241 123H242V122H241ZM92 124L89 125L90 127H87V128H85L84 130H82V131H83L82 134H94L95 129H94L93 127L96 128V127H98V126H96L97 123H96V125H92ZM104 124H105V125H104ZM117 124H118V125H117ZM172 124H173V123H172ZM176 124L179 125L178 122H177ZM207 124H208V125H207ZM216 124H218V123H216ZM216 124H215V125H216ZM222 124H221V125H222ZM226 124H223V125H226ZM178 125H177V126H178ZM185 125H187V124L185 123ZM209 125H211L212 128L209 127ZM234 125H236L237 127L239 126L238 129H237V127L234 126ZM174 126H175V123H174ZM199 126H198V129H199ZM216 126H217V125H216ZM245 126H246V123H245ZM254 126H255V125H254ZM114 127H115V128H114ZM172 127H173V126H172ZM189 127H190V126H189ZM189 127H188V128L186 127L187 130H189ZM191 127H190V129H192ZM224 127H223V129H224ZM233 127H234V128L236 127L235 130L238 131L237 133H236V131H234V128H233ZM243 127H244V130H242ZM88 128H90V129H88ZM112 128H113V130H111V132H110V129H112ZM184 128H185V127H184ZM186 128H185V130H186ZM194 128H193V129H194ZM196 128H197V127H196ZM204 128H205V127H204ZM204 128H203V130H206V129H204ZM209 128H211V129H209ZM173 129H175V128L173 127L172 130H173ZM178 129L181 130L179 127H178ZM200 129H199V130H200ZM250 129H249V130H250ZM108 130H109V131H108ZM122 130H123V131H122ZM176 130H177V129H176ZM183 130H184V129H183ZM185 130H184V131H185ZM195 130H196V129H195ZM199 130H197L196 132H198ZM203 130H201L200 133L203 134ZM210 130H211V131H210ZM254 130H255V128H254ZM88 131H89V132H88ZM112 131H113V132H112ZM124 131H125V132H124ZM174 131H175V130H174ZM207 131H206V133H204V134H207ZM104 132H105V133H104ZM122 132H123V133H122ZM172 132H173V131H172ZM177 132H178V131H177ZM177 132H175L174 134H176ZM220 132H221V134H220ZM255 132H256V134H259V131H256V130H255ZM230 133H228V134H230ZM240 133H241V132H240ZM242 133H243V132H242ZM178 134H179V133H178ZM127 135H128V136H127ZM219 135H220V136H219ZM240 135H241V134H240ZM240 135H239V136H240ZM124 136H125V137H124ZM224 136H227V135L224 134ZM244 136H245V135H243V137H244ZM116 137H117V138H116ZM118 137H119V139H118ZM127 137H128V138H127ZM123 138H124V139H123ZM238 138H239V137H238ZM122 139H123V140H122ZM144 139H145V137L140 136V137H138V138L136 139L137 141L135 140L134 143L132 142V143H131V146H129L130 148L132 147L131 150H132V151L140 152V151H142L143 149H146V148H147V144H146V142H144V141H145ZM241 139H242V137H241ZM204 140H205V139H203V141H204ZM139 141H140V142H139ZM221 141H223V140H221ZM236 141H237V140H236ZM98 142H101V141H98ZM102 142H103V139H102ZM205 142H206V140H205ZM237 142H239V141H237ZM222 143H223V142H222ZM100 144H101V143H100ZM100 144H98V147H96V149H95V150H97V152H96L95 150L93 151V153L91 152L92 154H94V155H92V154H91V155L94 156L95 159L92 158V156H91L92 159L90 158V162H89V159L87 160V163H89V165H88L87 163H86L87 166L85 165V166L83 167V164L81 165L84 169L91 168V167L97 162V161H95V160H96V157H99V155H103V152H104V151L106 152V150H105V148H104V146H105L106 144H103V143H102L104 146H101L102 144H101V145H100ZM135 146H138V147L136 148ZM102 147H103V148H102ZM138 148H139V149H138ZM133 149H134V150H133ZM242 150H243V148H242ZM143 151H144V150H143ZM143 151H142V152H143ZM95 152H96V154H95ZM105 152H104V153H105ZM85 153H86V152H85ZM87 153H88V152H87ZM247 154H248V153H247ZM95 155H96V156H95ZM252 155H253V154H252ZM261 155H262V154H261ZM255 156H256V153H255ZM259 156H260V155H259ZM261 157H262L261 161H259V159H258V161H257V160L255 159L256 157L254 158V157L252 156V158H253L254 160H256V161H254V162H253V161L250 162L251 165L249 164L248 166H252V165H253V166L250 167L251 169L247 167V169H248L247 171L249 172V170H250L249 173H251V174L253 173L254 176L256 175V176H255L256 179L259 178L260 181L264 182V155H263V156H260L259 158H261ZM81 158H82V157H81ZM93 159H94V162H93ZM91 161H92L93 163H91ZM173 162H174L173 164H177V163H178L179 165L181 164V163H180L181 161H178V160H177L176 162L173 160ZM178 164H177V166H179ZM184 164H185L186 166L188 165L187 168L190 167V164H189V163H184ZM184 164H183V165H184ZM183 165H182V166H183ZM185 165H184L183 168H186ZM175 166H176V165H175ZM177 166H176V167H177ZM261 166H262V167H261ZM259 167H260L261 169H260ZM219 168H221V167H219ZM222 168H223V170H224V167H222ZM214 170H215V169H214ZM214 170H213V171H214ZM225 170H226V169H225ZM253 170H254V171H253ZM255 170H256V171H255ZM216 171H218V173H220L219 171H221V169H218V168H217ZM221 172H223V171H221ZM248 172H247V173H248ZM214 173H215V171H214ZM224 173H225V172H224ZM221 174H222V173H221ZM251 174H250V175H251ZM258 174H260V175L258 176ZM247 176H248V175L245 174V177H247ZM248 177H249V176H248ZM260 177H262V178H260ZM257 180H258V179H257ZM168 182H169V183H167V182L165 181V182L163 183L162 181H160V183H157V185H158V187L161 188V186H159V185H161V183H162V186H164L165 183H166V184H171V183L174 184V181H173V182H172V181H168ZM170 182H171V183H170ZM157 185H156V186H157ZM162 188H163V187H162ZM77 230H78V229H77ZM77 230H75L76 234H78ZM79 230H80V229H79ZM79 230H78V231H79ZM73 232H74V230H73ZM75 232H74V235H76ZM72 234H73V233H72ZM94 235H95V234H93V235L91 234V236H89V235H85V236H84V235H83L82 238H83V240H86V239H87L86 242H93V239H94L95 241H96V239H97V235H95V237H94ZM89 237H90V238H89ZM95 238H96V239H95ZM97 240H98V239H97ZM30 249H32V248H30ZM34 249H36V248H34ZM38 249H39V248H38ZM57 249H60V248H57ZM53 250H54V249H53ZM31 251H32V250H31ZM33 251H34L33 253L37 252V250H33ZM38 251L40 252L41 250H38ZM49 251H51V250H49ZM58 251H59V250H58ZM47 252H48V251H47ZM55 252H56V250L51 251L52 254H51V253H48V255H52V256H53V255H54L53 253H55ZM56 254H57V252H56ZM73 256H74V257H73ZM75 256H76L75 254H74V255H70V256H68L67 258L64 259L65 262H64V260H63V261L61 262V264H67V263L69 264V262H70V263H74V264L76 263V264H77V263L80 261V259H78V257L80 258V256L77 255V256H78V257L76 256L77 258H76ZM69 258H70V261H69ZM67 260H68V261H67ZM78 260H79V261H78ZM19 262H20V261H19ZM19 262H16V264H17V263L19 264ZM63 262H64V263H63ZM21 263H22V262H21ZM4 264H5V263H4ZM7 264H8V263H7ZM11 264H12V263H11ZM13 264H15V263H13ZM48 264H49V263H48Z\"/></svg>", "mask_w": 264, "mask_h": 264}]
</instances>
